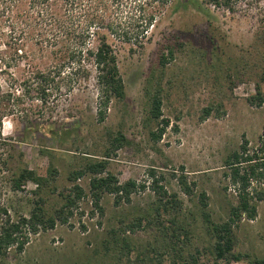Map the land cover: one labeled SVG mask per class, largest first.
Masks as SVG:
<instances>
[{
    "label": "rangeland",
    "instance_id": "1",
    "mask_svg": "<svg viewBox=\"0 0 264 264\" xmlns=\"http://www.w3.org/2000/svg\"><path fill=\"white\" fill-rule=\"evenodd\" d=\"M49 4L63 19L99 16L113 29L108 36L115 45L125 96L112 100L100 118L90 74L72 91L62 90L48 121L28 124L19 117L4 119L2 132L9 142L11 172L27 166L45 178L50 166L56 170L53 181L49 180L52 185L44 192L34 193L36 185L28 181L22 191L9 193L12 216L28 215L40 196L44 208L53 209L74 184L87 191L89 175L73 181L70 174L106 153V171L120 182H145L146 188L118 205L113 196L104 194L99 201L102 211L86 194L68 224L57 223L52 229L31 234L21 252L10 246L0 254V264H137L141 258L156 264L152 246L159 229L141 224L123 230L155 202L147 188L149 167L163 174L160 183L183 197V220L192 232L183 250L194 252L189 264H254L264 259V198L257 203L255 218L243 217L234 227V251L242 256L229 262L210 252L209 235L195 208L198 192L205 191L212 220H226L230 204L236 201L235 185L224 165L227 154L246 141L250 153L264 155V150L259 151L264 101L256 105L249 99L257 87L264 94V0L256 7L240 3L234 13L213 5H207L206 10L162 5L159 0H49ZM19 6L12 10L14 16L0 14L3 79H8L7 74L20 79L29 63L15 50L21 34L19 23L12 22L25 19V13L34 24L42 18L38 10L43 8L41 2L20 0ZM146 16H153L156 23L148 30L149 40H144L143 46L117 39L116 32L140 33ZM35 25L32 45L45 35ZM167 36L177 37L183 46L160 67L158 48ZM157 84L161 89L160 116L151 119L149 96ZM118 133L127 143L116 148L109 136ZM173 170L176 175L185 172L194 182V196L180 192ZM6 195L0 187V200ZM125 237L130 248L120 256L119 245ZM127 252L130 260L125 257ZM160 260L161 264L171 263L168 253Z\"/></svg>",
    "mask_w": 264,
    "mask_h": 264
},
{
    "label": "trees",
    "instance_id": "2",
    "mask_svg": "<svg viewBox=\"0 0 264 264\" xmlns=\"http://www.w3.org/2000/svg\"><path fill=\"white\" fill-rule=\"evenodd\" d=\"M35 1L43 4V8L38 9L42 18L35 24L44 31L45 35L32 45L29 43L30 36L36 25L28 19L27 13L25 19L20 17L19 21L12 22L11 25L19 23L21 34L15 50L28 58V68L20 79L9 74H7L8 79L0 77V187L4 189L5 195L7 194L0 200V254L2 255L10 246H13L15 252H21L30 235L36 234L39 230L52 229L57 223L68 224L70 217L79 208L80 200L86 194L91 196L95 207L102 211L99 201L104 194L113 196L114 203L118 205L121 202H129L134 193L145 191L146 188L145 182L138 183L134 179L120 182L115 175L106 171L105 157L108 156L106 153L104 158L87 161L83 167L71 172L70 177L73 181L89 175L87 191L79 184H74L69 193L53 209L44 208V201L40 196L28 215L14 213L15 217L12 216L9 193L13 195L22 191L28 181L35 183L34 193L44 192L49 185H52L49 180L53 181L56 170L50 166L49 177L45 178L27 166H19L17 170L11 172L7 152L9 142L2 132L4 119L19 117L28 124H38L41 120L48 121L56 111L62 90L72 91L75 84L86 80L90 74H93L96 87L97 114L100 118H104L112 100H122L125 96L115 45L109 41L108 36L113 29L105 25L99 16H85L81 19L78 16L79 19L67 20L57 14L58 12L49 4V0ZM159 1L162 5L170 3L175 7L192 6L197 10H206L207 5H213L225 13H234L240 3H244L247 7H256L262 0ZM19 4L20 0H0V14L11 16L12 10L20 7ZM142 23L143 29L140 33L116 32L117 39L120 42L143 46L145 41L149 40L146 34L155 26L156 20L153 16H146ZM182 46L183 43L179 42L177 37L167 36L158 48L157 62L160 67L169 63ZM4 71L5 68L1 67L0 75L4 74ZM261 79L264 80L263 75ZM3 82L7 85L5 88ZM160 90V85L157 84L149 96L151 119L160 116ZM256 90V94L249 99L250 102L260 105L264 101V94L259 87ZM259 139L261 141L259 151H263L264 125ZM109 141L116 148L127 143L121 133L113 137L110 135ZM224 163L236 192V201L229 206L228 218L224 221L212 220L208 212L205 191L198 192L195 208L209 235L210 252L216 259L229 262L239 260L242 256L234 251V227L243 217L255 218L257 203L264 198V155H258L257 151L250 153L247 142L244 141L238 149L227 154ZM172 173L176 177L180 192L188 197L194 196L195 184L188 180L187 174L181 171L176 175L174 170ZM146 176L149 185L147 188L150 189L155 202L150 208L142 210L130 224L124 226L126 229L123 230H133L134 226L141 224L155 225L159 231L154 235L155 245L152 246V251L157 263L161 264L160 258L164 253H168L171 258L170 264H189L194 252L183 250L192 235L191 229L183 220V197L160 183L163 174L157 173V169L149 167ZM122 241L124 242L119 245L120 256L123 250L130 248L127 237ZM128 252L125 257L130 260L128 255L130 252ZM195 252H198V248ZM137 264H147V262L145 258H141ZM254 264H264V259L255 260Z\"/></svg>",
    "mask_w": 264,
    "mask_h": 264
}]
</instances>
